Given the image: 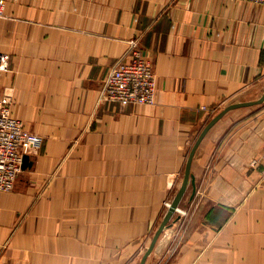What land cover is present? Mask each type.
Instances as JSON below:
<instances>
[{"label": "crops", "instance_id": "obj_1", "mask_svg": "<svg viewBox=\"0 0 264 264\" xmlns=\"http://www.w3.org/2000/svg\"><path fill=\"white\" fill-rule=\"evenodd\" d=\"M0 95L38 135L0 190V264H138L208 119L264 86V5L245 0H0ZM137 39L153 104L100 98ZM257 95V96H256ZM232 108L195 149L145 264H264V102ZM258 105V106H257Z\"/></svg>", "mask_w": 264, "mask_h": 264}, {"label": "built area", "instance_id": "obj_2", "mask_svg": "<svg viewBox=\"0 0 264 264\" xmlns=\"http://www.w3.org/2000/svg\"><path fill=\"white\" fill-rule=\"evenodd\" d=\"M264 5V0H245ZM1 14V7H0ZM8 54L0 51V71L8 67ZM156 75L150 59L141 53L137 39L129 41L128 48L117 57L106 72L100 98L121 104H153L155 102ZM8 94L0 95V190L14 187L21 171L22 155L33 150L38 135L26 129L22 121L11 112ZM261 163L259 182L264 186V145L258 157L250 163ZM170 200H164L167 207ZM176 211L184 213L177 207ZM190 264H201L192 262Z\"/></svg>", "mask_w": 264, "mask_h": 264}, {"label": "water", "instance_id": "obj_3", "mask_svg": "<svg viewBox=\"0 0 264 264\" xmlns=\"http://www.w3.org/2000/svg\"><path fill=\"white\" fill-rule=\"evenodd\" d=\"M262 102H264V86H263L261 94L258 97L254 98V99L230 101L229 103H227L224 107L219 109L214 115H212L208 119V121L205 123V125L200 130L199 134L197 135L196 139L194 140L193 144L191 145V147L188 151L186 162H185V167H184V173H183V177L181 179V182L179 184V187L176 190L173 197L171 198L169 205L166 207L164 215L162 216V219L160 220L155 231L153 232L149 244L145 247V250L142 253L138 264H145L146 257L148 256V254L153 249L160 232L166 226H168L170 224V221L173 217V214L175 213L177 207L179 206L181 198H182L188 184L190 183V184L194 185V176L190 171L191 160H192V157H193V154L195 152L196 147L198 146L199 142L201 141V139L203 138V136L205 135L207 130L228 110H230L232 108L240 107V106L259 104ZM30 164H31V162L29 160V155L27 153H24L22 155L21 168H26V167L30 166Z\"/></svg>", "mask_w": 264, "mask_h": 264}, {"label": "rangeland", "instance_id": "obj_4", "mask_svg": "<svg viewBox=\"0 0 264 264\" xmlns=\"http://www.w3.org/2000/svg\"><path fill=\"white\" fill-rule=\"evenodd\" d=\"M256 96H257V95H256ZM258 105H260V104H258ZM258 105H257V106H258ZM261 107H263V109H264V105H263V106H261Z\"/></svg>", "mask_w": 264, "mask_h": 264}]
</instances>
